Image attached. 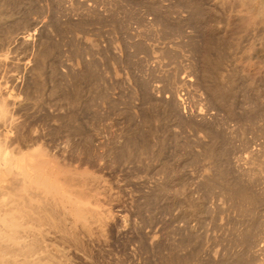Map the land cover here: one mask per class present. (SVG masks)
Instances as JSON below:
<instances>
[{
	"label": "rangeland",
	"instance_id": "374dc122",
	"mask_svg": "<svg viewBox=\"0 0 264 264\" xmlns=\"http://www.w3.org/2000/svg\"><path fill=\"white\" fill-rule=\"evenodd\" d=\"M249 1L0 0L7 147L42 150L99 212L58 209L57 264H264V0Z\"/></svg>",
	"mask_w": 264,
	"mask_h": 264
},
{
	"label": "bare ground",
	"instance_id": "6f19581e",
	"mask_svg": "<svg viewBox=\"0 0 264 264\" xmlns=\"http://www.w3.org/2000/svg\"><path fill=\"white\" fill-rule=\"evenodd\" d=\"M6 103L0 97V264H57L51 232L60 213L58 209H62L64 215L72 213L80 222L90 221L86 214L98 219L99 212L90 206L92 210L84 208L81 200H77L80 196L70 198V188L78 179L56 165L42 150L23 152L7 147L9 132L6 128L11 124V116Z\"/></svg>",
	"mask_w": 264,
	"mask_h": 264
}]
</instances>
